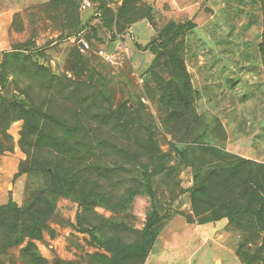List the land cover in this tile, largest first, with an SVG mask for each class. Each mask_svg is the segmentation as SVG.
<instances>
[{
    "label": "rangeland",
    "instance_id": "obj_1",
    "mask_svg": "<svg viewBox=\"0 0 264 264\" xmlns=\"http://www.w3.org/2000/svg\"><path fill=\"white\" fill-rule=\"evenodd\" d=\"M5 133L0 264H264V0H0Z\"/></svg>",
    "mask_w": 264,
    "mask_h": 264
},
{
    "label": "trees",
    "instance_id": "obj_2",
    "mask_svg": "<svg viewBox=\"0 0 264 264\" xmlns=\"http://www.w3.org/2000/svg\"><path fill=\"white\" fill-rule=\"evenodd\" d=\"M75 6H76V4H75ZM185 27H186L185 24H180V25H178L177 30H183ZM4 139L7 140V143H6V145H4L3 147L0 148V155L5 151L10 150V145H9L10 137H8V135L6 133L4 134ZM9 206H14V203L10 201ZM17 210L21 211L22 213H25V211H26L25 208L17 209ZM227 210H230V209H227ZM235 211L240 214L241 219L243 220V224H244V226H246L245 228H247V229H254V228L262 229L264 227V200L255 209H251L248 205H246V206L242 207L241 209H236ZM149 225L150 224H148V226ZM151 235H152V232L148 229V227L146 225L142 230V238L140 240V246L143 244V245L149 247Z\"/></svg>",
    "mask_w": 264,
    "mask_h": 264
},
{
    "label": "crops",
    "instance_id": "obj_3",
    "mask_svg": "<svg viewBox=\"0 0 264 264\" xmlns=\"http://www.w3.org/2000/svg\"><path fill=\"white\" fill-rule=\"evenodd\" d=\"M145 25V22L143 20H140L138 22H135L133 24V29L135 31H141L143 30ZM211 227L213 228V230L215 231L217 229V226H215L214 224H211ZM145 264H174L173 261L170 262H164L161 260V252H159L158 247L156 248L155 246L151 249L147 260L145 262Z\"/></svg>",
    "mask_w": 264,
    "mask_h": 264
},
{
    "label": "built area",
    "instance_id": "obj_4",
    "mask_svg": "<svg viewBox=\"0 0 264 264\" xmlns=\"http://www.w3.org/2000/svg\"><path fill=\"white\" fill-rule=\"evenodd\" d=\"M72 1L76 4L78 10L81 12L93 8L95 4V0H72Z\"/></svg>",
    "mask_w": 264,
    "mask_h": 264
},
{
    "label": "water",
    "instance_id": "obj_5",
    "mask_svg": "<svg viewBox=\"0 0 264 264\" xmlns=\"http://www.w3.org/2000/svg\"><path fill=\"white\" fill-rule=\"evenodd\" d=\"M79 45H80V47H82V48L85 47L83 43H80ZM7 91H8V89L5 90V92H7Z\"/></svg>",
    "mask_w": 264,
    "mask_h": 264
}]
</instances>
